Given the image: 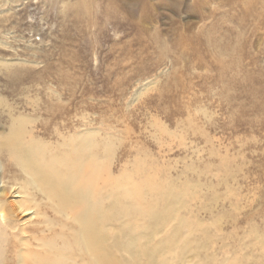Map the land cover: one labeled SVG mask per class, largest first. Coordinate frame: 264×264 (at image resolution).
<instances>
[{
  "label": "rangeland",
  "instance_id": "374dc122",
  "mask_svg": "<svg viewBox=\"0 0 264 264\" xmlns=\"http://www.w3.org/2000/svg\"><path fill=\"white\" fill-rule=\"evenodd\" d=\"M78 1L0 0L1 124L97 131L114 173L188 188L168 264H264V0H216L213 20L152 0L139 28L130 0Z\"/></svg>",
  "mask_w": 264,
  "mask_h": 264
},
{
  "label": "bare ground",
  "instance_id": "6f19581e",
  "mask_svg": "<svg viewBox=\"0 0 264 264\" xmlns=\"http://www.w3.org/2000/svg\"><path fill=\"white\" fill-rule=\"evenodd\" d=\"M151 1L128 3L129 13H138V28L151 24ZM159 2L201 20H213L216 13V0ZM88 5L79 0L78 11L87 13ZM8 118L6 125L0 122V264H168L162 253L180 249V230L194 229L190 220L179 218L189 189L114 173L113 143L97 131L65 135L53 121ZM133 172L140 175L143 169L138 164ZM168 220L177 225L152 243ZM123 251L131 261L121 257Z\"/></svg>",
  "mask_w": 264,
  "mask_h": 264
}]
</instances>
